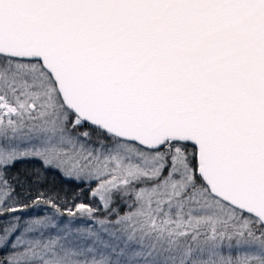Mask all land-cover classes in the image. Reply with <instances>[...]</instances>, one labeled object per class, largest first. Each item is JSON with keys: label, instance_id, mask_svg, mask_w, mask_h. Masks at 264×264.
Returning <instances> with one entry per match:
<instances>
[{"label": "snow or ice", "instance_id": "obj_1", "mask_svg": "<svg viewBox=\"0 0 264 264\" xmlns=\"http://www.w3.org/2000/svg\"><path fill=\"white\" fill-rule=\"evenodd\" d=\"M0 264H264V0H0Z\"/></svg>", "mask_w": 264, "mask_h": 264}]
</instances>
